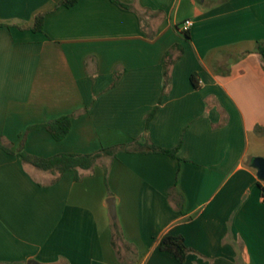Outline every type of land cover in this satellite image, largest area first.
<instances>
[{
    "label": "crops",
    "instance_id": "0c3cea01",
    "mask_svg": "<svg viewBox=\"0 0 264 264\" xmlns=\"http://www.w3.org/2000/svg\"><path fill=\"white\" fill-rule=\"evenodd\" d=\"M62 1L0 0V142L38 158L131 151L75 181L0 149V264H179L166 236L183 238V264H264V0ZM70 115L61 141L27 132Z\"/></svg>",
    "mask_w": 264,
    "mask_h": 264
},
{
    "label": "trees",
    "instance_id": "16d2710c",
    "mask_svg": "<svg viewBox=\"0 0 264 264\" xmlns=\"http://www.w3.org/2000/svg\"><path fill=\"white\" fill-rule=\"evenodd\" d=\"M117 6H119L121 9L125 11H131L132 8L129 6L121 5L120 3L112 0ZM77 3V0H63L60 2L56 9L59 7H66L70 8L74 6ZM137 15L139 21H141V16L135 12ZM43 27V15L38 16L35 19L34 27L32 28V31L34 32H41ZM186 37H188V33H186ZM258 53L260 55V58L264 64V52L263 50H258ZM167 58H169V53L166 54ZM169 60L167 61V64H169ZM172 63V62H171ZM120 75L116 74L114 77L113 85L117 83L119 80ZM168 78V69L165 71V79ZM191 81H194V76L191 77ZM157 111V108L153 110L151 114H149L146 118L145 128H148V124L153 118ZM75 115L65 116L61 117L59 119L49 121L45 124L41 125H35L30 126L27 129V132L45 129L51 137L55 141H61L63 140L67 134L70 131L71 128V121ZM139 146L142 150V152H154V153H162L165 154L171 158L176 157L177 148L174 150H167L164 148L157 147L151 143L146 144H139L137 140L133 141V144ZM0 149H2L4 152H6L9 155H17L20 157L23 164L30 166L31 168H34L38 171L42 172H48L54 175H61L67 171H73L76 174L75 181H79L81 177L78 175V171H89L91 170L99 160L104 158L109 159H115L118 153L122 151H131L130 146H114L110 148H102L98 152H95L93 154H58L55 156H52L50 158H38L29 155L27 152L24 151L23 148L19 149L16 152H13L9 146L4 145L2 142H0ZM262 194L264 195V190L262 189ZM180 198L178 194H176L174 189H171L168 193V199L172 202L175 201V198ZM178 204V209L181 210L180 207V201ZM111 245L116 250L117 248V241L122 240V235L120 228L116 221H113L112 229H111ZM159 251L164 253L171 254L177 263L183 264L185 261V258L187 254L189 253V249L185 246L184 240L181 236H166L164 237L159 244Z\"/></svg>",
    "mask_w": 264,
    "mask_h": 264
},
{
    "label": "water",
    "instance_id": "95a60500",
    "mask_svg": "<svg viewBox=\"0 0 264 264\" xmlns=\"http://www.w3.org/2000/svg\"><path fill=\"white\" fill-rule=\"evenodd\" d=\"M253 166L257 170V176L264 182V159L256 158L253 160ZM108 209L111 218H115V206L114 200L110 199L108 202ZM28 264H37L36 262L30 261Z\"/></svg>",
    "mask_w": 264,
    "mask_h": 264
},
{
    "label": "built area",
    "instance_id": "2783aa9c",
    "mask_svg": "<svg viewBox=\"0 0 264 264\" xmlns=\"http://www.w3.org/2000/svg\"><path fill=\"white\" fill-rule=\"evenodd\" d=\"M191 26H192V22L189 20L183 23L184 30H188L189 28H191Z\"/></svg>",
    "mask_w": 264,
    "mask_h": 264
}]
</instances>
